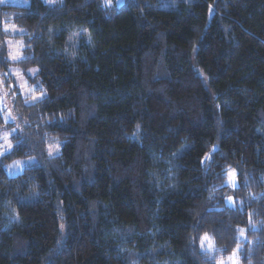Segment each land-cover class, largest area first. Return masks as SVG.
<instances>
[{
    "label": "trees",
    "instance_id": "1",
    "mask_svg": "<svg viewBox=\"0 0 264 264\" xmlns=\"http://www.w3.org/2000/svg\"><path fill=\"white\" fill-rule=\"evenodd\" d=\"M29 1L0 264H264V0Z\"/></svg>",
    "mask_w": 264,
    "mask_h": 264
},
{
    "label": "rangeland",
    "instance_id": "2",
    "mask_svg": "<svg viewBox=\"0 0 264 264\" xmlns=\"http://www.w3.org/2000/svg\"><path fill=\"white\" fill-rule=\"evenodd\" d=\"M3 3H9L16 6H29V0H0ZM47 3H57L62 0H44ZM123 0H118L119 3ZM11 33L20 31L15 25H6L5 28ZM8 45V59L11 62L6 72L0 71V157L9 154L12 151L13 144L11 136L19 130V119L15 112V99L20 94L25 100L26 104H33L42 98V95L34 92V84L31 83L30 77L37 74V69L32 67L28 70H23L15 64L22 57L23 42L15 38L7 40ZM9 124H16L14 127ZM60 146L51 144L49 146L50 153L59 152ZM35 158L29 157L24 159H17L10 162L6 166V172L9 176L19 175L23 170L32 165ZM235 171H229L230 185H234ZM218 264H238L234 257L226 261H221Z\"/></svg>",
    "mask_w": 264,
    "mask_h": 264
},
{
    "label": "snow or ice",
    "instance_id": "3",
    "mask_svg": "<svg viewBox=\"0 0 264 264\" xmlns=\"http://www.w3.org/2000/svg\"><path fill=\"white\" fill-rule=\"evenodd\" d=\"M204 239H206V240H207V239H209V238H208L207 236H205V237H204Z\"/></svg>",
    "mask_w": 264,
    "mask_h": 264
}]
</instances>
